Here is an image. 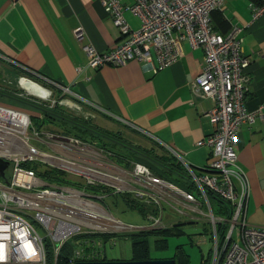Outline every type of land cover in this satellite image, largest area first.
<instances>
[{"label": "built area", "instance_id": "built-area-1", "mask_svg": "<svg viewBox=\"0 0 264 264\" xmlns=\"http://www.w3.org/2000/svg\"><path fill=\"white\" fill-rule=\"evenodd\" d=\"M226 2L132 0V4H124L123 0H103L123 43L105 54L84 46L90 68L137 61L154 73L179 61L180 41L203 49V68L194 90L215 103L207 114L215 129L199 144L209 148L214 157L201 169L170 147L167 149L182 168L181 175L176 174L174 179L137 156H122L127 165H121L113 160V152L80 137L47 129L31 133L27 114L0 103V159L12 167L10 177L6 176L7 169L5 177L0 178V223L14 225L10 239L4 241L8 245L6 264H50L48 245L57 264L68 244L73 246L69 264L102 261L106 247H115L120 235L169 229L174 221L168 219L172 212L177 215L176 223L183 219L208 225L213 247L206 264H264V228L247 221L251 185L238 165V133L245 124L264 122V106L256 112L246 109L251 61L239 37L241 29L231 28L226 33L214 29L213 13L222 10ZM250 9L257 20L264 15V0L251 1ZM126 13L139 19V28L130 25ZM76 36L82 41L83 30H77ZM42 80L20 78L12 82L0 78V92H12L51 108H65L83 122L100 115L99 107L73 97L68 87L48 78ZM87 105L92 108L87 109ZM46 171H56L58 178L64 177L69 183H46ZM98 188L99 194L89 191ZM118 195L130 198L135 207L140 204L136 210L148 221L147 226L126 225L109 212L105 200ZM212 200L218 203L216 210ZM20 229L29 231L27 239L33 242L35 255L20 248L22 241L14 234ZM105 235L110 239L104 240ZM25 255L31 259H25Z\"/></svg>", "mask_w": 264, "mask_h": 264}, {"label": "crops", "instance_id": "crops-1", "mask_svg": "<svg viewBox=\"0 0 264 264\" xmlns=\"http://www.w3.org/2000/svg\"><path fill=\"white\" fill-rule=\"evenodd\" d=\"M248 1L227 0L221 11L231 28L241 29L239 37L251 61L246 109L256 112L264 106V15L254 20L251 0ZM123 3L132 4V0ZM125 17L134 29L139 28L137 17L130 13ZM79 29L84 33L82 41L76 36ZM122 43L121 33L106 12L103 0H0L1 79L13 82L19 76L40 81L48 78L68 87L73 97L99 107L101 113L94 120L97 126L91 121L94 127L121 138L129 147L143 149L180 167L168 147L196 169L213 162L211 150L199 144L214 132L207 114L215 103L194 90L203 68V49L194 48L189 41H180L179 61L156 73L137 61L101 69L88 66L84 46L105 54ZM9 103L18 106L14 100ZM25 110L35 114L33 110ZM106 141L118 158L126 154L137 156ZM147 163L164 172L155 162ZM238 165L251 185L247 221L253 227L264 228V122L261 120L241 127Z\"/></svg>", "mask_w": 264, "mask_h": 264}, {"label": "trees", "instance_id": "trees-1", "mask_svg": "<svg viewBox=\"0 0 264 264\" xmlns=\"http://www.w3.org/2000/svg\"><path fill=\"white\" fill-rule=\"evenodd\" d=\"M251 1H255V0H251ZM212 19H213V24H214L215 30H219L222 32H228L231 29L230 22L225 18V16L223 15L221 10H218L217 12L213 13ZM0 94H2V96H4L3 98H8V100H10V101L14 100L18 104L17 109H19L21 111L28 113L27 111L22 110V109H28V110H33V111L37 112L38 114H41L43 118H42V121L39 119L41 122L40 129H42L46 124L50 125L51 122H54V121H58L59 123H61L65 127L64 128L66 130L65 132H68L67 131L68 127L71 125H74V127H75L74 130H77V131H78L79 127L83 126L84 128L83 127L82 128L84 130L90 131L91 133L95 134V137H98V136L102 137V138H100L101 140L103 138H105L107 140L112 141L113 143H116V144L124 147L127 150H130L131 154L137 155V158L139 157V159L143 163L150 166V164L147 162H148V160H151V161L155 162L156 164L162 166L164 169V172H162L163 175H165L169 179H174L173 176L175 177L176 174L181 175V173H182V168L178 164L169 163L165 158L153 156L148 151H145L143 149H140L137 147L133 148L132 146L129 147L128 143H124V141L121 138L114 136L110 133H107L106 131L100 130L98 127L88 126L87 124H85V122L79 120L78 118H76V117L74 118V117L70 116V114L67 113L62 108H59V107L51 108L49 105H46V104H41V103L38 104L34 100L18 98L12 92H0ZM29 115L31 116V114H29ZM32 121H33V118H32ZM67 134L70 135L71 133L68 132ZM71 135L80 137L83 140H85L86 142L98 144V140L93 141L89 138H83L78 134H71ZM107 149H109V148H107ZM107 149H105V150H107ZM108 151H111L115 154V157L113 160H115L117 163H119L121 165H125V164L127 165V163L123 159H121L122 155L120 156V158H118L117 157L118 155L115 153V151L113 149L108 150ZM125 156L129 157V155H127V154ZM24 167L34 169V170L37 169V167H35L34 165H24ZM57 175H58V173L56 171H50V172L46 171L44 173V177L48 182L57 183V184H65V183L68 184L69 183L68 181L59 179ZM89 191H91L95 194H99L101 190H100V188H98L97 190L91 189ZM110 200L112 201V204L114 206H119V202H121V204L123 203L124 206L127 207V209H129V208L135 209L134 202H132L130 200V198L128 199L126 196H120V195L109 196L105 200L106 206H108L107 202ZM112 204L110 203V205H112ZM174 232H175V228L172 230L167 229V230H160V231H140L137 233H132L129 236L128 235L127 236L126 235H120L119 238L121 240H123V239L130 240V242L132 244V259H131V261H148V260H155L151 257V244H150L151 239H154L156 251L164 252L169 247L168 238L170 236L176 235ZM103 239L109 240L110 236L105 235V236H103ZM48 250H49L50 264H54L53 263V256H52V249H51L50 245H48ZM180 250L182 251V248L179 246L178 251H180ZM72 255H73V246L68 244L63 248L62 253H61V257L58 259L57 264H69V260L72 257ZM106 261H111L107 255H106L104 260L98 261V262H106ZM114 261H119V260H114Z\"/></svg>", "mask_w": 264, "mask_h": 264}, {"label": "rangeland", "instance_id": "rangeland-1", "mask_svg": "<svg viewBox=\"0 0 264 264\" xmlns=\"http://www.w3.org/2000/svg\"><path fill=\"white\" fill-rule=\"evenodd\" d=\"M250 1V0H249ZM248 1V2H249ZM21 79H24L22 76H19ZM1 85V83H0ZM2 94H0V103L6 106L16 107L17 105H14L13 103H8V98H3ZM5 99V101H4ZM7 102V103H5ZM38 104H40L39 101H36ZM42 104V103H41ZM21 109V108H20ZM25 110V109H22ZM26 111V110H25ZM30 114V113H29ZM72 117H76L79 120L82 118L75 115L70 114ZM31 117L33 118V128L37 130V132L43 133L45 129L53 132L56 131L57 133H64L66 130L65 127L59 123L58 121L51 122L50 125H45L42 129H40V120L42 121L41 114H37V112L32 113ZM39 117V118H38ZM40 119V120H39ZM85 121V120H84ZM92 121V120H91ZM88 126L94 127V124L96 125V121L87 122L85 121ZM97 126V125H96ZM74 125H71L68 127V132L71 134H78L83 138H89L91 140H99L98 144L99 147H102L107 150L114 149L110 145H107L106 141L107 139L103 138L102 140L100 138L102 137H95V134L91 133L90 131L84 130L82 127L78 128L77 130H74ZM95 129V128H94ZM68 132H65L67 134ZM97 136V135H96ZM130 141H132L130 138H128ZM127 141V140H126ZM117 146V145H116ZM126 154V153H125ZM130 154V153H128ZM133 155V154H132ZM173 162H177L174 158L172 159ZM179 162V161H178ZM180 164V163H179ZM41 171L44 170V168H40ZM12 175V167L9 168L6 171V176L10 177ZM71 180L73 178L69 177ZM134 202V201H132ZM112 204V201H108L107 204L109 206L108 210L109 212L118 220L123 222L126 225L129 226H135V227H145L148 225V221L144 218V216L141 214V212L136 210V207H141L140 204H137L134 210L127 209L124 204L119 202V206H114ZM135 204V202H134ZM136 205V204H135ZM212 205L214 206L215 210L217 209L218 203L215 200H212ZM168 217V216H167ZM177 215H175L174 212H172V217L168 218L171 220L174 219L173 222H171L169 229L172 230L175 228V234L173 236H170L168 238V244L169 247L164 252H158L156 251L154 239H151V257L153 259H173L178 252V247L180 246L182 248L183 253L189 260L190 264H206V261L209 258V253L213 247L212 241L210 239L209 235V228L208 225L202 222H195V223H189L181 219L178 223H176V220L178 221ZM185 222V224H184ZM175 223V224H174ZM145 231V230H144ZM148 231V230H146ZM132 234V233H130ZM126 234V236L130 235ZM200 234H204L205 236H201ZM207 240L206 243L199 244L200 241ZM75 242V240L71 241ZM107 256L110 260H121V261H131L132 259V244L130 240L123 239L121 240L119 238V241L115 247H106Z\"/></svg>", "mask_w": 264, "mask_h": 264}, {"label": "clouds", "instance_id": "clouds-1", "mask_svg": "<svg viewBox=\"0 0 264 264\" xmlns=\"http://www.w3.org/2000/svg\"><path fill=\"white\" fill-rule=\"evenodd\" d=\"M14 228L13 224L10 223H0V264H6L8 255L7 248L8 245L4 243L10 239L9 232ZM19 241H22L20 248L26 252H30L31 255L36 254L34 244L27 237L30 234L27 229H20L14 233ZM25 259H31L30 255H25Z\"/></svg>", "mask_w": 264, "mask_h": 264}, {"label": "water", "instance_id": "water-1", "mask_svg": "<svg viewBox=\"0 0 264 264\" xmlns=\"http://www.w3.org/2000/svg\"><path fill=\"white\" fill-rule=\"evenodd\" d=\"M10 163L0 159V177H5V171L9 169ZM78 264H190L189 260L183 253V251H178L177 259H155L148 261H106V262H79Z\"/></svg>", "mask_w": 264, "mask_h": 264}, {"label": "bare ground", "instance_id": "bare-ground-1", "mask_svg": "<svg viewBox=\"0 0 264 264\" xmlns=\"http://www.w3.org/2000/svg\"><path fill=\"white\" fill-rule=\"evenodd\" d=\"M24 86L25 87H27V85H25L24 84ZM12 90H14V89H12ZM11 90V91H12ZM29 90L31 91V87L29 88ZM6 107H8V108H12V109H17L16 107H11V106H6ZM62 109H64V110H66L65 108H62ZM18 111H20L21 112V110H19V109H17ZM23 113H25V114H27L28 116H29V118H30V120H31V128H32V130H31V133H35V132H37V130H35L34 128H33V121H32V118H31V116L28 114V113H26V112H24L23 111ZM43 117H41V119H42ZM38 133H40V132H38ZM1 178V177H0ZM59 179H61V180H65V178L64 177H60ZM46 183H48V181H46V180H44ZM106 208L108 209L109 207L108 206H106ZM135 233H137V232H135ZM118 238H119V236H118Z\"/></svg>", "mask_w": 264, "mask_h": 264}, {"label": "flooded vegetation", "instance_id": "flooded-vegetation-1", "mask_svg": "<svg viewBox=\"0 0 264 264\" xmlns=\"http://www.w3.org/2000/svg\"><path fill=\"white\" fill-rule=\"evenodd\" d=\"M173 259H177V255Z\"/></svg>", "mask_w": 264, "mask_h": 264}]
</instances>
